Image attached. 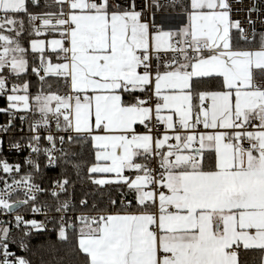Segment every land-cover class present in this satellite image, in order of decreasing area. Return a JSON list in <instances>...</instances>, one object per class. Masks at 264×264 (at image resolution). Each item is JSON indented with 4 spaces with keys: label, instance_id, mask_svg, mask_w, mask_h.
Returning <instances> with one entry per match:
<instances>
[{
    "label": "snow or ice",
    "instance_id": "1",
    "mask_svg": "<svg viewBox=\"0 0 264 264\" xmlns=\"http://www.w3.org/2000/svg\"><path fill=\"white\" fill-rule=\"evenodd\" d=\"M0 264H264V0H0Z\"/></svg>",
    "mask_w": 264,
    "mask_h": 264
}]
</instances>
